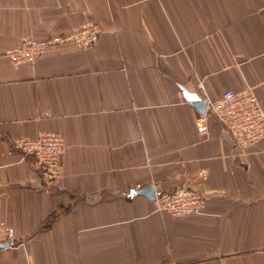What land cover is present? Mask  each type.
<instances>
[{
	"label": "crops",
	"instance_id": "obj_1",
	"mask_svg": "<svg viewBox=\"0 0 264 264\" xmlns=\"http://www.w3.org/2000/svg\"><path fill=\"white\" fill-rule=\"evenodd\" d=\"M85 22L92 48L5 56ZM247 87L264 111V0H0V221L18 242L0 264H264V138L242 151L214 121L199 136L184 97ZM42 132L65 146L49 185L13 146ZM147 186L205 207L174 218L128 196Z\"/></svg>",
	"mask_w": 264,
	"mask_h": 264
},
{
	"label": "built area",
	"instance_id": "obj_2",
	"mask_svg": "<svg viewBox=\"0 0 264 264\" xmlns=\"http://www.w3.org/2000/svg\"><path fill=\"white\" fill-rule=\"evenodd\" d=\"M99 34V27L94 22H85L73 27L67 34L43 39L28 34L16 46L8 49L5 56L16 66L33 64L49 48H92L98 42ZM205 101L204 113L195 118L199 136L206 137L208 124L214 121L228 132L242 151L264 138V111L252 88L247 87L239 92L225 91L219 98ZM13 146L22 156L33 159L39 179L45 185L58 182L65 151L60 134L42 132L34 139L16 140ZM198 176L201 181H205L206 170H201ZM154 206L157 212L170 217L191 216L203 211L205 198L197 189L179 187L171 192L157 194ZM17 243L14 229L0 221V250L13 248Z\"/></svg>",
	"mask_w": 264,
	"mask_h": 264
},
{
	"label": "water",
	"instance_id": "obj_3",
	"mask_svg": "<svg viewBox=\"0 0 264 264\" xmlns=\"http://www.w3.org/2000/svg\"><path fill=\"white\" fill-rule=\"evenodd\" d=\"M184 97L193 104V106L196 108L198 114L204 113L205 107H206V101L205 100L201 99L196 94L187 93L186 91H184ZM151 191H152V187L147 186L141 190H130L128 196L132 197L134 195H140V196H144V197L148 198L151 201H154L155 195L152 194V196H149V194H151Z\"/></svg>",
	"mask_w": 264,
	"mask_h": 264
}]
</instances>
